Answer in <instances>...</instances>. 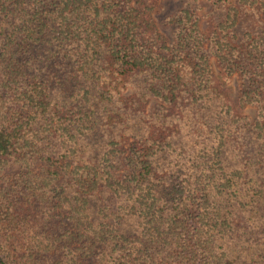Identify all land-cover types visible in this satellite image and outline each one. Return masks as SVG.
Listing matches in <instances>:
<instances>
[{"label": "trees", "instance_id": "1", "mask_svg": "<svg viewBox=\"0 0 264 264\" xmlns=\"http://www.w3.org/2000/svg\"><path fill=\"white\" fill-rule=\"evenodd\" d=\"M206 1L0 0V264H264V0Z\"/></svg>", "mask_w": 264, "mask_h": 264}, {"label": "rangeland", "instance_id": "2", "mask_svg": "<svg viewBox=\"0 0 264 264\" xmlns=\"http://www.w3.org/2000/svg\"><path fill=\"white\" fill-rule=\"evenodd\" d=\"M157 6L154 12V17L157 25L159 26L162 33H164L169 39H171V28L167 26V18L175 14L180 9L191 4V7L196 10L197 15L200 18V25L203 31L208 30L215 23L217 18H222L225 14V9L229 4L225 5V9L220 8L216 10L215 5L212 2L201 0L196 3H188V0H156ZM264 26V17H255L250 14L243 15L240 20L239 30L244 31H256L260 27ZM220 74L219 68H216ZM220 77L225 80L227 87L229 88L231 95L236 98L240 92V80L237 75L224 79L222 75ZM245 112L250 115L255 114V108L249 106L245 109Z\"/></svg>", "mask_w": 264, "mask_h": 264}]
</instances>
